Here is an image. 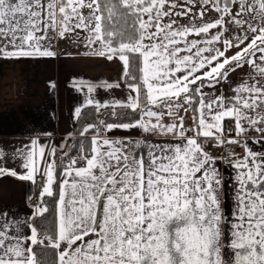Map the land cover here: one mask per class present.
Listing matches in <instances>:
<instances>
[{
  "label": "snow or ice",
  "instance_id": "obj_1",
  "mask_svg": "<svg viewBox=\"0 0 264 264\" xmlns=\"http://www.w3.org/2000/svg\"><path fill=\"white\" fill-rule=\"evenodd\" d=\"M70 36L122 81H73L76 119L97 113L76 145L0 146V176L40 187L24 219L0 212V264H264V0H0V58H54ZM121 82L126 99L90 95ZM222 83L231 95L205 91ZM135 128L168 139L108 136Z\"/></svg>",
  "mask_w": 264,
  "mask_h": 264
},
{
  "label": "crops",
  "instance_id": "obj_2",
  "mask_svg": "<svg viewBox=\"0 0 264 264\" xmlns=\"http://www.w3.org/2000/svg\"><path fill=\"white\" fill-rule=\"evenodd\" d=\"M76 45L60 47V39H57L52 43V48L57 53L54 58L37 57L18 60L0 58V146H3L8 153L28 144L32 138L39 137L41 143L59 146L66 140L67 143L69 142L71 138H68V133H73V137L76 135L74 110L84 104L86 89L76 91L73 81L79 79L94 83L122 81L120 61L110 62L102 58L85 56L83 53L87 49ZM244 74V71H238L231 75L235 79L243 77ZM53 82L56 85L54 89L50 88V83ZM205 91L231 95L228 87L223 83L218 89L206 88ZM127 92L121 82L120 88L106 90L101 87L90 95L104 103L114 99H126ZM83 108L85 107H82V110ZM108 136L112 139L133 142L145 140L147 143H158L168 139L149 135L139 128L113 129ZM129 149L141 155L147 152V148L143 145L137 149L134 144H129ZM19 164L20 160L16 159L14 162L11 154L4 160L5 167L14 168L17 172L21 171ZM220 169L226 180L234 176L233 170L228 165L220 164ZM26 190V181L10 175L0 176V212H7L21 219L30 215L33 209L27 200ZM38 195L39 192L35 191L33 200ZM223 206L226 215L230 214L231 199L226 197Z\"/></svg>",
  "mask_w": 264,
  "mask_h": 264
},
{
  "label": "trees",
  "instance_id": "obj_3",
  "mask_svg": "<svg viewBox=\"0 0 264 264\" xmlns=\"http://www.w3.org/2000/svg\"><path fill=\"white\" fill-rule=\"evenodd\" d=\"M109 112H110V109H107V110L102 109L101 114L99 115V118L105 119L107 122H113V121L129 122V121L137 118V117H135V114L131 113V111L127 110V109H118V112H120L121 115L116 116V117L109 115L108 114ZM124 113H127V115H124ZM96 119H97V113L95 112L94 106H87V107L83 108L80 119L79 120L76 119V122H75V127H74L75 134L78 132V130L81 129V127L83 125H85L87 123L95 122ZM188 119H190V115L186 120H188ZM80 139H82V138L75 135L73 138H71L69 140L68 144L70 146L76 145V141L80 140ZM57 154L58 155L60 154L59 151ZM71 154L76 155V152L73 151Z\"/></svg>",
  "mask_w": 264,
  "mask_h": 264
},
{
  "label": "rangeland",
  "instance_id": "obj_4",
  "mask_svg": "<svg viewBox=\"0 0 264 264\" xmlns=\"http://www.w3.org/2000/svg\"><path fill=\"white\" fill-rule=\"evenodd\" d=\"M181 22H186V21L182 20ZM76 43L77 45H81L82 48L87 49L85 45L83 44V42L78 41L75 36H70L68 39H60V47H64V48L69 47V46L74 47ZM189 120L191 119L186 120V122H188Z\"/></svg>",
  "mask_w": 264,
  "mask_h": 264
},
{
  "label": "water",
  "instance_id": "obj_5",
  "mask_svg": "<svg viewBox=\"0 0 264 264\" xmlns=\"http://www.w3.org/2000/svg\"><path fill=\"white\" fill-rule=\"evenodd\" d=\"M26 184H27V190H26L27 200H28V197H30V196L33 199L34 198V192H35L34 184L32 182H29V181H26Z\"/></svg>",
  "mask_w": 264,
  "mask_h": 264
},
{
  "label": "built area",
  "instance_id": "obj_6",
  "mask_svg": "<svg viewBox=\"0 0 264 264\" xmlns=\"http://www.w3.org/2000/svg\"><path fill=\"white\" fill-rule=\"evenodd\" d=\"M190 123H191V120H189L188 122H186V124H190ZM226 123H227V122H226ZM237 151L242 153L243 150L240 149V148H237ZM73 156H75V155H73ZM35 191H36V192H39V191H40L39 184L35 186Z\"/></svg>",
  "mask_w": 264,
  "mask_h": 264
}]
</instances>
